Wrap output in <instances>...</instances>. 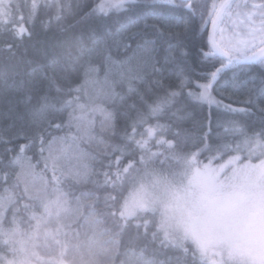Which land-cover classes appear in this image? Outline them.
Returning <instances> with one entry per match:
<instances>
[{
	"label": "trees",
	"instance_id": "obj_1",
	"mask_svg": "<svg viewBox=\"0 0 264 264\" xmlns=\"http://www.w3.org/2000/svg\"><path fill=\"white\" fill-rule=\"evenodd\" d=\"M99 3L0 0V258L216 264L165 219L163 196L195 173L226 174L231 160H263L264 138L208 134L206 111L170 94L178 91L179 65L181 79H201L197 73L209 69L200 62L198 21L160 36L151 17L173 10L126 3L127 10L102 13ZM133 20L140 22L123 33L132 47H117L112 34ZM144 34L156 36L155 50L125 63ZM177 39L189 50L186 60L167 47ZM248 107L236 119L250 133L264 124V112ZM134 192L142 203L128 208Z\"/></svg>",
	"mask_w": 264,
	"mask_h": 264
},
{
	"label": "snow or ice",
	"instance_id": "obj_2",
	"mask_svg": "<svg viewBox=\"0 0 264 264\" xmlns=\"http://www.w3.org/2000/svg\"><path fill=\"white\" fill-rule=\"evenodd\" d=\"M126 3L130 6L145 3L151 7L173 10V15L151 17V26L160 36L164 35L165 27H183L187 32L192 22L198 21L197 31L204 36V46L199 50L200 62L208 64L209 69L197 73L201 79H181L183 66L179 65L178 91L172 90L170 94L173 97L186 96L206 111L207 119L201 126L208 134L215 131L217 135L239 133L264 138V124L249 133L247 125L241 128L236 119L251 111L248 106H255L264 112V0H163L162 4L160 0H100L97 9L108 13L112 8H124ZM139 22L133 20L120 25L112 34L113 43L117 47L131 48L123 33ZM144 24L145 27L149 25V17L144 18ZM225 35L227 41L224 40ZM167 47L173 56L177 50L185 60L189 56V50L182 40L170 42ZM155 48L156 36L144 34L125 63L146 57ZM122 67L116 65L117 70ZM241 95L244 99L237 104L235 101ZM214 111L218 113L215 122ZM0 259H4L5 264H15L13 260Z\"/></svg>",
	"mask_w": 264,
	"mask_h": 264
},
{
	"label": "rangeland",
	"instance_id": "obj_3",
	"mask_svg": "<svg viewBox=\"0 0 264 264\" xmlns=\"http://www.w3.org/2000/svg\"><path fill=\"white\" fill-rule=\"evenodd\" d=\"M228 164L226 174L195 173L183 189L165 194V219L193 238L211 263L234 264L235 256L264 264V159ZM139 198L131 194L127 207L139 206Z\"/></svg>",
	"mask_w": 264,
	"mask_h": 264
},
{
	"label": "flooded vegetation",
	"instance_id": "obj_4",
	"mask_svg": "<svg viewBox=\"0 0 264 264\" xmlns=\"http://www.w3.org/2000/svg\"><path fill=\"white\" fill-rule=\"evenodd\" d=\"M225 19H226V18H225ZM223 26H224V25H221V27H223ZM229 27H230V25H229ZM227 39H228V37H227V35H225V36H224V40L227 41Z\"/></svg>",
	"mask_w": 264,
	"mask_h": 264
}]
</instances>
